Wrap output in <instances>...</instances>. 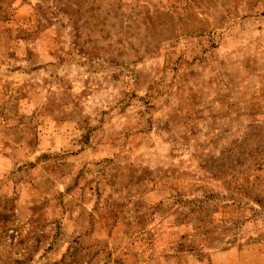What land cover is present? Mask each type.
<instances>
[{
	"label": "rangeland",
	"instance_id": "1",
	"mask_svg": "<svg viewBox=\"0 0 264 264\" xmlns=\"http://www.w3.org/2000/svg\"><path fill=\"white\" fill-rule=\"evenodd\" d=\"M0 264H264V0H0Z\"/></svg>",
	"mask_w": 264,
	"mask_h": 264
}]
</instances>
